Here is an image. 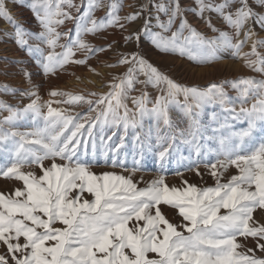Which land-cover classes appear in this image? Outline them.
<instances>
[{"label":"snow or ice","instance_id":"snow-or-ice-1","mask_svg":"<svg viewBox=\"0 0 264 264\" xmlns=\"http://www.w3.org/2000/svg\"><path fill=\"white\" fill-rule=\"evenodd\" d=\"M130 7L122 16L123 0H0L12 29L0 41L26 57L14 61L25 65L22 85L0 84V151L10 157L0 165L10 182L0 189V264H264V0ZM13 8L30 12L31 25ZM109 29L119 40L86 39ZM226 56L260 78L199 85L174 71L176 60L203 67ZM93 58L121 72L105 85ZM68 65L106 90L42 94L36 78ZM17 93L15 104L3 98ZM23 120L33 126L21 130ZM150 167L152 179H137Z\"/></svg>","mask_w":264,"mask_h":264},{"label":"rangeland","instance_id":"rangeland-1","mask_svg":"<svg viewBox=\"0 0 264 264\" xmlns=\"http://www.w3.org/2000/svg\"><path fill=\"white\" fill-rule=\"evenodd\" d=\"M141 2L142 0H123L124 8L120 12V15L123 16L127 13H130L133 10L132 7H130V5L138 6ZM26 11L27 10L25 9L26 22L24 24L27 26V25H31L32 22L30 18L31 13H28V11L26 13ZM96 15L102 16L103 12H97ZM189 19L192 20V17H189ZM193 22L196 23V26L201 31L203 32L208 31L205 25L198 23L196 21H193ZM213 23L219 24V21L215 17H213ZM64 26L61 29L62 31L73 28V25L70 22L66 23ZM208 34L211 35L210 32H208ZM119 38H120V33L116 29H109L108 31L100 33L98 36L88 35L86 37V39L94 45L106 44L108 41L119 40ZM249 50L250 49L248 46H246L243 49V51L245 52ZM17 52H19L18 49H17ZM19 54L21 55V60L22 59L24 60L26 58L22 55V53H19ZM77 56L79 57V54H77ZM101 59H103V56H101ZM91 64L94 66H97V71L101 72L104 75L105 85L109 82L110 75L119 74L121 72L120 68L99 67L97 65V60L95 58L91 60ZM175 66L176 67L174 71L178 79H182L183 81L187 83H194V84H199V85L206 84L212 80H219V79H225V78L231 79L233 77L241 76V75L257 76V74L252 73L249 69H247L244 66L242 59L240 58L234 59L231 56H226L225 58L219 60L218 62H215L212 65L203 66V67H196L194 65L191 67H188L181 60H176ZM13 67H14L15 72L19 70V72L17 71L16 73L15 72L14 73L20 78V80L23 81L24 78H23V74L21 73L20 69L22 67H25V65L23 66L22 64L21 66V64L16 63L13 65ZM27 67H28V70L35 71V68L33 67V65L29 64L27 65ZM5 71L6 69H3V70L0 69V74L4 73ZM257 78H260V77L257 76ZM36 79L38 83H43L44 85V88L41 89L42 94L50 88H55L56 90L65 91V92H69L72 94H83V93H87L90 91L106 90V89H101V86H100L101 78L97 77L91 71L86 70L83 66L68 65L64 71L59 72L55 76H50V77L39 76ZM68 82H71V83L68 84ZM0 84H3V83H1L0 81ZM9 84L14 87H20L18 84H15V83H12V84L9 83ZM148 91L150 93L155 92V90L152 89L151 87H149ZM137 94H138L137 92L131 93V95H137ZM230 94L235 96L234 92ZM3 98L9 100V102L13 104L17 103L20 99L18 93H17L16 99H12L11 97H3ZM45 98L47 97L45 96ZM127 103L129 107H132L131 99H129ZM63 107H67V105H63ZM73 110L79 111L80 109L74 108ZM206 111H211V109H206ZM18 126L21 130H28L33 125L30 120H23L19 122ZM242 126H245V125L237 124L238 128ZM181 151L184 155L188 154V149L186 146L181 145ZM9 158L10 157L7 153L0 151V165L7 163ZM100 168H103V165H101ZM100 168H94L93 171H99ZM154 175H156V173L150 167L148 171L137 172V179H139L140 177H143L145 181H148L152 179ZM184 175L190 181L198 182L201 185H204V184L211 185L213 183V181L207 175L204 176V179L202 181H199L198 178L195 177L193 173L191 172H185ZM167 180L170 184H179L180 177L173 175V174H169L167 177ZM9 186H10L9 181H6L5 179L0 178V189H6ZM260 211L261 210H257V212L254 215H259Z\"/></svg>","mask_w":264,"mask_h":264},{"label":"bare ground","instance_id":"bare-ground-1","mask_svg":"<svg viewBox=\"0 0 264 264\" xmlns=\"http://www.w3.org/2000/svg\"><path fill=\"white\" fill-rule=\"evenodd\" d=\"M9 7H12V6L9 5ZM12 11H13V15L16 16L17 20H19L23 24L26 22L25 9L13 8ZM26 13H27V11H26ZM28 13H30V12H28ZM4 29H6L8 32L12 31L11 27L8 24H6L3 20H0V30H4ZM19 53L20 52H17L16 46L12 42V40H10L6 36L2 38V41H0V69L1 70L6 69V71H5L6 73L4 72V73L0 74L1 83H7V84L15 83V84H18L19 86L22 85V80H20V78L15 74L17 71L19 72V70H17L15 72L14 67H13V65L16 64V63H14V61H20L21 60V55ZM4 65H6V66H4ZM21 66H22V64H21ZM5 67H7V68H5ZM69 83H71V82H68V84Z\"/></svg>","mask_w":264,"mask_h":264}]
</instances>
